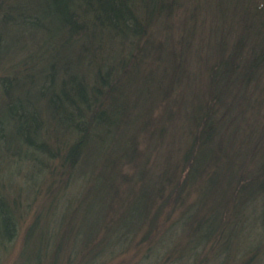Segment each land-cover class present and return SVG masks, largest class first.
I'll return each mask as SVG.
<instances>
[{
    "label": "trees",
    "instance_id": "obj_1",
    "mask_svg": "<svg viewBox=\"0 0 264 264\" xmlns=\"http://www.w3.org/2000/svg\"><path fill=\"white\" fill-rule=\"evenodd\" d=\"M23 225L30 264H264V0H0L7 252Z\"/></svg>",
    "mask_w": 264,
    "mask_h": 264
},
{
    "label": "rangeland",
    "instance_id": "obj_2",
    "mask_svg": "<svg viewBox=\"0 0 264 264\" xmlns=\"http://www.w3.org/2000/svg\"><path fill=\"white\" fill-rule=\"evenodd\" d=\"M171 209L172 207L169 206L164 208L165 211H163L164 215L161 218V221L159 222V226H158L159 229H161L165 223L167 224L170 223V221L177 214L178 209H175L171 211L169 220L163 221L167 215V212H169ZM63 210H64V202L61 201L57 205V208L54 211V213L51 216L48 214L47 217H45L44 219L45 222L41 221V223L38 226H36L40 228L45 227L43 231V235L46 236L52 234L53 237L55 238L60 233V226L58 224L59 221L62 220ZM24 228H25L24 225L23 227L21 226L20 233L17 236L15 243L8 252L4 249L6 247L2 248V246H0V264H30L31 263V258L26 257L24 253L28 251H34L38 247L36 241L35 244L29 242L23 243ZM145 248L146 246H144L143 244H140V247L131 244L128 246L127 249L123 250L122 253L116 255L113 259H110V261H106L105 264H135L137 263L136 262L137 259L144 252ZM203 251L205 255L208 252V248H205Z\"/></svg>",
    "mask_w": 264,
    "mask_h": 264
}]
</instances>
